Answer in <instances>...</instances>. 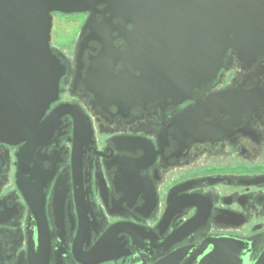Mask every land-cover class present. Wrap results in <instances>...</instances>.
Here are the masks:
<instances>
[{"label":"flooded vegetation","instance_id":"1","mask_svg":"<svg viewBox=\"0 0 264 264\" xmlns=\"http://www.w3.org/2000/svg\"><path fill=\"white\" fill-rule=\"evenodd\" d=\"M57 16L65 15H53L52 32ZM70 16L78 22L67 47L51 33L65 72L47 115L60 106L68 112L30 153L22 193L21 146L0 143V264L44 257L33 198L39 215L43 202L47 264H154L218 238L247 243L256 258L264 244V54L248 63L229 51L214 81L172 102L153 97V67L143 71L131 25L115 30L118 21L106 15ZM169 206L174 214L162 226ZM198 215L197 229L163 251L165 239ZM115 227L149 241L119 233L114 249L83 257Z\"/></svg>","mask_w":264,"mask_h":264},{"label":"water","instance_id":"2","mask_svg":"<svg viewBox=\"0 0 264 264\" xmlns=\"http://www.w3.org/2000/svg\"><path fill=\"white\" fill-rule=\"evenodd\" d=\"M54 14H88L90 21L106 15L105 21H118L115 30L131 25V42L134 33L140 34L143 71L153 67V97L172 102L186 100L193 90L214 81L229 51L248 63L264 54V0H0V143L21 146L16 177L21 193L19 181L26 174L30 153L43 147L54 122L68 112L60 106L47 115L57 102L65 72L50 47ZM33 200L29 204L37 223L36 251L43 248L45 255H35L29 264H47L49 234L43 202L42 198L38 202L39 215ZM173 214L169 206L160 224L167 225ZM203 220L198 215L174 231L162 250L194 232V224ZM119 233L134 242L149 241L145 232L115 227L83 257L114 249L110 244ZM190 250H174L154 264H264V244L256 258L247 243L236 239H208Z\"/></svg>","mask_w":264,"mask_h":264},{"label":"rangeland","instance_id":"3","mask_svg":"<svg viewBox=\"0 0 264 264\" xmlns=\"http://www.w3.org/2000/svg\"><path fill=\"white\" fill-rule=\"evenodd\" d=\"M78 17L57 16L54 20L52 32L53 42L60 48L68 46L72 39L73 31L77 27ZM67 45V46H66Z\"/></svg>","mask_w":264,"mask_h":264}]
</instances>
